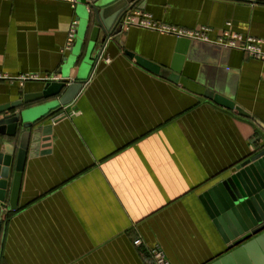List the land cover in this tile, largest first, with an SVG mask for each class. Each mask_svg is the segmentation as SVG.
<instances>
[{
    "label": "crops",
    "instance_id": "crops-1",
    "mask_svg": "<svg viewBox=\"0 0 264 264\" xmlns=\"http://www.w3.org/2000/svg\"><path fill=\"white\" fill-rule=\"evenodd\" d=\"M142 3L134 8L158 22L210 28L209 40L185 36L182 74L251 116L127 53L169 68L175 33L132 25L88 56L90 36L83 33L77 49L76 36L71 49L65 44L73 20L86 27L89 0H0V105L49 80L83 82L45 119L47 140L27 157L17 208L9 194L0 201L1 219L13 211L1 226L0 264H154L156 244L172 264H210L227 252L201 195L264 146V59L216 40L222 29L264 38V0ZM101 47L103 57L94 58ZM0 139V150H17L18 136Z\"/></svg>",
    "mask_w": 264,
    "mask_h": 264
},
{
    "label": "water",
    "instance_id": "water-1",
    "mask_svg": "<svg viewBox=\"0 0 264 264\" xmlns=\"http://www.w3.org/2000/svg\"><path fill=\"white\" fill-rule=\"evenodd\" d=\"M86 1L82 0L83 3ZM142 1L89 0L85 30L93 21L89 38L95 44L91 47V52L97 49L98 41L105 43L121 34L124 14L135 6L142 7ZM91 15L94 20H89ZM190 41L185 36H179L172 63L164 70L158 63L135 52L127 53L148 70L165 74L169 80L190 92L232 108L239 114L251 116L233 99L182 74ZM82 86L83 82L78 79L72 82L65 79L49 80L41 90L26 92L20 99L0 105V135L18 136L16 151L11 148L8 150L7 147L5 151L0 150V201L5 203L9 194V208L16 209L18 206L28 155L36 151L43 140H47L49 126L44 124L46 115L70 103ZM51 97L56 98L53 104L47 101ZM36 101L41 104L25 106ZM14 108L21 109L10 112ZM0 144L4 145V140L0 139ZM201 199L228 249L210 264H264V146L254 149L235 166L228 177L204 191ZM1 212L2 205L0 229Z\"/></svg>",
    "mask_w": 264,
    "mask_h": 264
},
{
    "label": "built area",
    "instance_id": "built-area-1",
    "mask_svg": "<svg viewBox=\"0 0 264 264\" xmlns=\"http://www.w3.org/2000/svg\"><path fill=\"white\" fill-rule=\"evenodd\" d=\"M77 24L78 20H73L70 24L67 42L65 44L66 49H71L73 47L75 34L77 32ZM132 25L157 29L164 32H171L178 36L209 40L207 33L210 28L208 26L202 25L192 29H183L174 25L158 22L152 19L149 14L142 12L137 8L129 9L124 14L122 19V31L128 29ZM216 42L230 47L241 48L249 52L254 57L264 59V38L244 36L239 33H231L222 29V32H220ZM103 51L104 47L97 50L96 59H101L103 57ZM106 61H109V58H106ZM142 242L143 240L141 238H136L134 240V244L136 246H140ZM150 253L154 259V264H172L166 257V254L160 245L156 244L152 246Z\"/></svg>",
    "mask_w": 264,
    "mask_h": 264
},
{
    "label": "trees",
    "instance_id": "trees-1",
    "mask_svg": "<svg viewBox=\"0 0 264 264\" xmlns=\"http://www.w3.org/2000/svg\"><path fill=\"white\" fill-rule=\"evenodd\" d=\"M92 16V15H91ZM89 20H94V17L92 16V18H90ZM93 25V21H91L90 22V25L88 26V28L85 30V36H87V37H89L90 36V34H91V26ZM59 111V109L57 110V109H54V111L52 110V111H50V113L48 114V115H46V117L48 118V117H52L53 115H55L57 112ZM12 210H8L7 209V212L3 215V218H2V225H3V223L11 216V214H12ZM1 225V226H2ZM2 229V228H1ZM1 229H0V231H1Z\"/></svg>",
    "mask_w": 264,
    "mask_h": 264
},
{
    "label": "rangeland",
    "instance_id": "rangeland-1",
    "mask_svg": "<svg viewBox=\"0 0 264 264\" xmlns=\"http://www.w3.org/2000/svg\"><path fill=\"white\" fill-rule=\"evenodd\" d=\"M86 23H87V22H86ZM83 28H84V29H83ZM84 30H85V27H84V25H83V20H81V22H80V20H79V24H77V32H76V34H75V36H76V41H77L76 45H74L75 49H77V47H79V44L81 43V37H82V35H83V33H84ZM90 53H91V47L89 48L88 56L90 55Z\"/></svg>",
    "mask_w": 264,
    "mask_h": 264
}]
</instances>
